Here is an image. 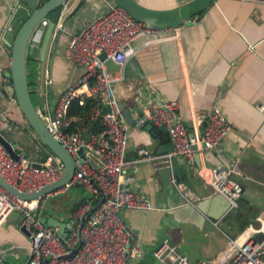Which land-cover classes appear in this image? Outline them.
<instances>
[{"label": "crops", "instance_id": "obj_1", "mask_svg": "<svg viewBox=\"0 0 264 264\" xmlns=\"http://www.w3.org/2000/svg\"><path fill=\"white\" fill-rule=\"evenodd\" d=\"M107 1L67 0L62 5L43 67L42 41L48 26L38 41H30L28 58L38 64L27 72L33 75L31 86L39 105L51 109L50 96L55 103L83 74L82 67L64 57V46L71 33L105 11ZM136 1L150 9L169 10L191 0ZM28 14L27 6L21 7L18 0H0V106L5 115L0 133L12 136L20 152L41 164L53 154L39 141L7 89L10 50ZM164 30L160 38L146 34L133 42L139 52L126 64L124 80L115 83L122 114L132 122L149 100H177V117L191 132L203 131L204 115L213 106L226 116L230 129L217 148L196 152L193 162L174 159L172 172L153 163H131L141 147L161 155L171 152L169 132L148 125L132 132L122 184L149 198L155 209L122 210L120 216L140 237L145 251L133 264H158L153 250L164 239L192 263L208 264L227 251L228 237H238L249 224L258 226L257 216L264 209V5L213 0L193 17L192 24ZM217 166L233 168L232 177L243 187L237 212L222 214L226 199L213 191L201 173ZM172 177L188 188L187 198L173 186ZM89 200L81 185L65 186L43 202L40 215L57 218L65 227L59 234L65 236L74 223L72 213ZM19 219V213L12 212L0 225V264L28 260L30 239L19 227Z\"/></svg>", "mask_w": 264, "mask_h": 264}, {"label": "built area", "instance_id": "obj_2", "mask_svg": "<svg viewBox=\"0 0 264 264\" xmlns=\"http://www.w3.org/2000/svg\"><path fill=\"white\" fill-rule=\"evenodd\" d=\"M236 1L264 5V0ZM49 24L47 18L43 19L32 40L38 41L43 28ZM161 31L165 30L149 28L113 0H108L105 11L68 37L64 57L82 67L84 72L62 91L53 110L44 103L37 105L36 109L49 133L76 161L77 168L66 187L75 183L81 185L90 200L74 210L71 215L74 223L62 236L58 228L47 226L42 221L40 210L45 200H24L0 185V225L10 213L18 212L19 227L27 232L30 239L29 257L25 264H133L142 259L145 251L140 237L120 216L122 210L155 209L149 198L126 189L122 184L124 170L129 165L126 151L132 132L141 131L146 125L166 128L172 151L161 155L141 147L131 163H153L160 168H169L171 172L174 159L184 158L193 162L196 152L211 151L225 138L230 125L217 106L205 113L200 134L191 132L177 117V100H149L132 122L122 114L115 83L124 80L126 64L139 52L133 47V42L146 34L160 38ZM108 60L119 67L118 71L107 69ZM75 98H79L80 105H85L89 99V107L83 115L84 123L68 130V110ZM259 108L263 110V106ZM0 119L5 120L1 106ZM93 123L101 126L103 131L100 134L89 133V126ZM87 133L88 136L85 135ZM81 149L84 157L78 154ZM63 169L64 164L54 155L48 156L41 164L33 162L24 152L14 159L0 142L1 176L23 192H37L59 179ZM201 173L213 191L228 201V212L238 208L243 187L232 177L233 168L217 166L201 170ZM171 181L181 196L187 198L188 188L174 177ZM257 220L258 226L249 224L238 237L228 238L227 251L208 264H264V209ZM153 257L160 264H195L169 239L158 244Z\"/></svg>", "mask_w": 264, "mask_h": 264}, {"label": "water", "instance_id": "obj_3", "mask_svg": "<svg viewBox=\"0 0 264 264\" xmlns=\"http://www.w3.org/2000/svg\"><path fill=\"white\" fill-rule=\"evenodd\" d=\"M35 1V2H34ZM18 0L20 6L25 4L29 9L28 18L22 23L17 31V34L12 43L11 53V77L7 81L8 92L14 97L16 103L20 107L26 121L33 129L39 141L46 146L51 153L57 157L63 164V173L56 181L44 185L40 190L34 193H27L17 189L15 186L9 184L0 173V185L4 187L9 193L24 200L41 199L46 200L61 188L67 186L72 180V177L77 168V164L73 156L49 133L44 121L37 112L31 96V89L28 80V52L30 41L35 38L36 29L40 22L47 18L52 12L61 7L67 0ZM118 6L124 8L135 19L145 23L149 28L154 30L177 29L182 25L192 24L194 16L200 15L213 0H191L187 4L172 8L169 10H154L143 6L136 0H113ZM55 22L51 21L47 27L45 36L42 41V56L41 66L45 65V56L47 54ZM43 36V33H42ZM101 58H104L102 55ZM107 69L118 71L119 67L108 60L106 62ZM43 69V68H42ZM44 72V71H43ZM42 72V75H43ZM43 88V87H42ZM49 104L51 110L54 108L53 95L50 96ZM149 127H153L148 125ZM164 130L165 127H162ZM88 136V133L85 134ZM0 142L4 145L6 150L14 159L19 158L21 153L20 148H17V142L12 136H4L0 133ZM78 154L84 157L83 150H79ZM78 186L79 184L75 183ZM227 201V200H226ZM199 208L201 206L199 205ZM228 201L224 204V212H228ZM238 208L232 209L231 212H237ZM217 219L218 216H213ZM42 221L45 225L56 227L60 233L65 231L64 225L57 219L44 215ZM24 230V229H23ZM25 231V230H24ZM27 233V232H26ZM65 235V234H64ZM76 250L70 254L71 256Z\"/></svg>", "mask_w": 264, "mask_h": 264}, {"label": "trees", "instance_id": "obj_4", "mask_svg": "<svg viewBox=\"0 0 264 264\" xmlns=\"http://www.w3.org/2000/svg\"><path fill=\"white\" fill-rule=\"evenodd\" d=\"M61 9H62V6L59 7L58 9H56L50 15L51 18H52V20L55 23L59 19V14H60ZM35 63H36V61L32 57H29L28 58V68L32 72L35 69V66H36ZM28 68H27V71H28ZM32 76H33L32 74H31V76L28 75L29 86L31 84H34L33 83ZM30 89H32V86L30 87ZM31 96H32V100H33L34 104L37 106L39 103L37 101V103H38L37 104L36 101H35V99L37 98L36 93L35 92H31ZM89 102H90L89 99H87L85 105H80L79 98H75L74 100H72L71 105H70L69 110H68V121H69L68 130H73V129L77 128L81 123H84L83 115H84L85 111L89 107ZM89 127H90L89 128V133H91V134L98 135V134H100L103 131L102 128H101V126L98 123H93Z\"/></svg>", "mask_w": 264, "mask_h": 264}, {"label": "rangeland", "instance_id": "obj_5", "mask_svg": "<svg viewBox=\"0 0 264 264\" xmlns=\"http://www.w3.org/2000/svg\"><path fill=\"white\" fill-rule=\"evenodd\" d=\"M37 64H38V63L36 62L35 65L37 66ZM30 87H31V85H30ZM31 92H33L32 89H31ZM36 99H37V98H36ZM36 99H35V101H36V103H37L38 99H37V100H36ZM37 104H38V103H37ZM38 105H39V104H38ZM42 145H43V144H42ZM43 146H44V145H43ZM228 238H229V237H228ZM157 263H158V262H157ZM158 264H160V263H158Z\"/></svg>", "mask_w": 264, "mask_h": 264}]
</instances>
